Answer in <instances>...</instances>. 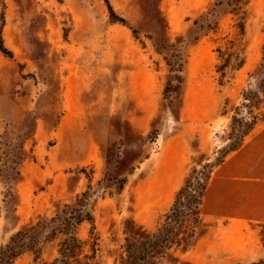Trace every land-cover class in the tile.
<instances>
[{
  "label": "rangeland",
  "instance_id": "1",
  "mask_svg": "<svg viewBox=\"0 0 264 264\" xmlns=\"http://www.w3.org/2000/svg\"><path fill=\"white\" fill-rule=\"evenodd\" d=\"M227 3L0 0V247L85 193L84 254L120 264L225 159L243 202L264 189V0ZM199 216L156 264H264V210ZM55 256L45 244L14 264Z\"/></svg>",
  "mask_w": 264,
  "mask_h": 264
},
{
  "label": "trees",
  "instance_id": "2",
  "mask_svg": "<svg viewBox=\"0 0 264 264\" xmlns=\"http://www.w3.org/2000/svg\"><path fill=\"white\" fill-rule=\"evenodd\" d=\"M244 1L228 0L227 5L232 6L231 12L236 15ZM232 44L233 42L230 43L229 49ZM232 57L233 54L228 52L224 64L218 67L220 72L230 64ZM261 67L264 69V46ZM261 83H264V79ZM250 98L255 99L254 95ZM254 124V120L241 124V137L248 134ZM208 180V176L196 183H191L188 179L176 193L169 212L164 215L161 227L142 238L126 239L123 247L125 256L120 264H156V261L162 259L171 249L189 243L200 221L199 212ZM85 203L83 193L76 198L74 204L64 205L62 210L51 218L39 220L35 225L16 232L0 247V264H14L24 254H31L34 260H37L45 244L56 246V256L49 264H98L94 261L93 248L91 255H85V241L77 236L78 227L86 220L92 219L86 211Z\"/></svg>",
  "mask_w": 264,
  "mask_h": 264
},
{
  "label": "crops",
  "instance_id": "3",
  "mask_svg": "<svg viewBox=\"0 0 264 264\" xmlns=\"http://www.w3.org/2000/svg\"><path fill=\"white\" fill-rule=\"evenodd\" d=\"M232 177V162L225 159L208 180L203 196V211L213 219H260L264 210V189L247 191L248 198L243 202L242 191H236L231 187Z\"/></svg>",
  "mask_w": 264,
  "mask_h": 264
}]
</instances>
